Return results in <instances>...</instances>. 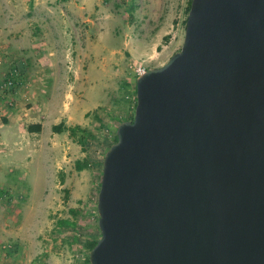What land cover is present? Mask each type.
I'll return each mask as SVG.
<instances>
[{"label":"water","instance_id":"1","mask_svg":"<svg viewBox=\"0 0 264 264\" xmlns=\"http://www.w3.org/2000/svg\"><path fill=\"white\" fill-rule=\"evenodd\" d=\"M90 264H264V0H191L105 152Z\"/></svg>","mask_w":264,"mask_h":264},{"label":"rangeland","instance_id":"2","mask_svg":"<svg viewBox=\"0 0 264 264\" xmlns=\"http://www.w3.org/2000/svg\"><path fill=\"white\" fill-rule=\"evenodd\" d=\"M11 1L17 11V31L6 34L4 44L27 39L28 49L32 43L40 60L56 64L42 67L41 72L35 68L36 93L27 90L24 74L12 106L0 97V115L1 110L18 108H33L39 114L69 106L90 111L83 134L77 131L73 139L55 140L48 126L42 136H28L31 140H23L26 154L15 157L16 163L7 160L0 121V192L5 193L0 196V264H90V243L100 236L97 197L106 145L120 123L133 120L136 69L159 68L181 50L191 0H76L74 9L86 5L82 20L64 17L66 1ZM62 28L68 32H61ZM15 63L0 68L20 69ZM97 65L100 68L94 70ZM101 68L108 73L102 89L99 81L86 82L90 70ZM49 74L59 75V89L45 93L44 77ZM36 142L44 146H38L37 159L32 161ZM71 142L74 149L67 148ZM78 161L85 169L76 168ZM32 186L37 187L34 193ZM10 246H17V251L7 256Z\"/></svg>","mask_w":264,"mask_h":264},{"label":"crops","instance_id":"3","mask_svg":"<svg viewBox=\"0 0 264 264\" xmlns=\"http://www.w3.org/2000/svg\"><path fill=\"white\" fill-rule=\"evenodd\" d=\"M76 0H66L64 8L67 10L68 13H64V10H62V14L64 15L65 18H79L80 20L85 19L86 15V10H85V3H80V8L77 7L76 9L73 4L75 3ZM84 1V0H83ZM16 19H17V11L14 7V3L11 0H0V66H8L11 65L16 61V65L20 68L22 74L27 76L28 82V89L31 88L30 91L35 90L34 92L36 93V90L39 86L38 80L34 79L32 75L34 74L35 68H39V71L41 72L43 70L42 67L49 65V67H53L55 64L53 61H49L44 63V58H41L38 55V51L35 48V46L31 43L30 50L28 49L29 46H27L28 40H21L18 42V44H4V41L7 40V37L5 36L6 34L13 33L17 31L16 27ZM27 27V24L21 25V27ZM23 28H20L19 31L21 32ZM61 32L67 33L68 30L62 28ZM45 33V32H44ZM6 45V46H5ZM38 47V46H37ZM24 50H20V49ZM20 50V51H19ZM37 52V53H36ZM17 55V56H16ZM20 55V56H19ZM50 60V59H49ZM98 65L94 67V70H98ZM0 73L4 70L0 68ZM45 69V68H44ZM8 72L7 70H4V72ZM6 72L3 75H0V78L3 77ZM1 73V74H2ZM47 73H42L39 74L41 76H44ZM48 75V74H47ZM59 76V75H58ZM57 75H50L44 77V79H47V85L48 88L46 89L45 93H49V88L51 89V92H56L55 89H59L57 83L59 82V77ZM35 77V75H34ZM65 77H63L64 79ZM108 80V73H106V70L104 68H101V71H93L90 70V72L86 75V82L91 84L92 82H97L99 81L101 84V88H103L102 83H106ZM38 81V82H37ZM65 83V82H64ZM66 84V83H65ZM27 85V84H26ZM66 85L62 86L63 91L66 90ZM29 91L26 95L29 96ZM67 94V93H65ZM32 95V93H31ZM17 96V94H15ZM90 110L84 109L82 106L78 107H67L59 110H52L48 109L47 113H42L39 114L37 112H34V109H26V108H18L14 110H8L7 112H3L1 110V115H3L2 119L6 120V124H2V119L1 121V127L2 131L5 133L4 135V143H5V148H6V157L8 162L11 163H16V160L19 158H23V154H26L25 151V144L23 140H26L28 142V136L30 135L32 137L38 138L39 136H42L45 133V128L48 126L50 128V131L48 133H53L52 132V127L59 124L63 123L65 128L73 127V126H78L81 130L84 129L86 125V119L88 116V112ZM0 115V116H1ZM46 115V117H45ZM47 122H50L47 124ZM35 125H40L41 130L39 132H29L28 127L29 126H35ZM54 139L59 140L63 138L64 140L69 139V132L64 131L60 134L53 133ZM28 138V139H27ZM74 143L71 142L70 144H67V148L74 149L73 146ZM31 144L28 147V151L30 149ZM43 148V142H39L35 144L34 150L35 152L31 153L32 156V161L37 159V148ZM21 150L19 151V149ZM80 151L82 152V149L80 148ZM19 157V158H15ZM36 157V158H35ZM23 160H28L26 159H21ZM82 161V160H81ZM85 169V168H84ZM84 176L86 175V170H84ZM35 188L37 189L36 186H32V193H34Z\"/></svg>","mask_w":264,"mask_h":264},{"label":"built area","instance_id":"4","mask_svg":"<svg viewBox=\"0 0 264 264\" xmlns=\"http://www.w3.org/2000/svg\"><path fill=\"white\" fill-rule=\"evenodd\" d=\"M145 70L136 69V77L141 76ZM24 75L21 70L11 67L9 71L0 78V97L7 100L9 105H13V96L24 85Z\"/></svg>","mask_w":264,"mask_h":264},{"label":"trees","instance_id":"5","mask_svg":"<svg viewBox=\"0 0 264 264\" xmlns=\"http://www.w3.org/2000/svg\"><path fill=\"white\" fill-rule=\"evenodd\" d=\"M60 1H62V2H64V1H66V0H60ZM124 122V121H123ZM2 124H6V120L5 119H2ZM41 130V127H40V125H35V126H29L28 127V131L29 132H39ZM64 131H68L69 132V137L70 138H74L75 137V134H76V132L77 131H80V132H82V134H83V130H81L78 126H73V127H69V128H65L64 127V125H63V123H59V124H57V125H55V126H53L52 127V132L53 133H56V134H60V133H62V132H64ZM84 136H81L80 137V139H79V141H78V143L79 144H84L83 143V141H84ZM116 142V135L114 136V138H113V140L112 141H109L108 143H107V145H106V149L108 150V148L113 144V143H115ZM76 168L78 169V170H82V169H84L85 167H86V165L85 164H83L82 162H77L76 163ZM5 193H1L0 192V196L1 197H3V195H4ZM11 199L10 198H8V202L10 201ZM99 238H100V236H99ZM99 238L98 239H96V240H94V241H92L91 243H90V250L95 246V244L97 243V241L99 240ZM17 251V246H10V247H7L6 248V255L7 256H10V255H12L13 253H15ZM89 262V261H88Z\"/></svg>","mask_w":264,"mask_h":264}]
</instances>
